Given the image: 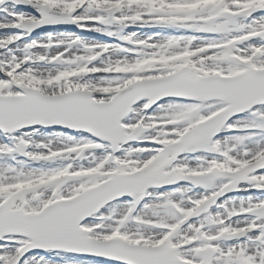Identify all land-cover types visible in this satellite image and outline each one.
<instances>
[{
  "label": "snow or ice",
  "instance_id": "1",
  "mask_svg": "<svg viewBox=\"0 0 264 264\" xmlns=\"http://www.w3.org/2000/svg\"><path fill=\"white\" fill-rule=\"evenodd\" d=\"M0 264H264V0H0Z\"/></svg>",
  "mask_w": 264,
  "mask_h": 264
}]
</instances>
